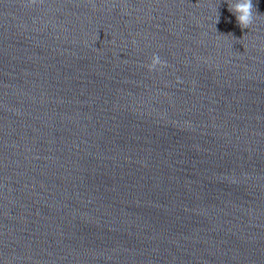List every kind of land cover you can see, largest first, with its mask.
Here are the masks:
<instances>
[{"label":"clouds","instance_id":"clouds-1","mask_svg":"<svg viewBox=\"0 0 264 264\" xmlns=\"http://www.w3.org/2000/svg\"><path fill=\"white\" fill-rule=\"evenodd\" d=\"M35 3V0H32ZM228 10L236 17L238 26L243 29H249L257 18V12L254 11L252 0H235L233 3H228ZM219 22V15L216 18V23ZM163 61L157 55H153L151 63L148 65L149 70H154L157 65H163Z\"/></svg>","mask_w":264,"mask_h":264}]
</instances>
